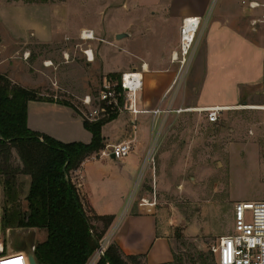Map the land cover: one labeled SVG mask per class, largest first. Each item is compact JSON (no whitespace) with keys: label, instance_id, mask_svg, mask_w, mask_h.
Masks as SVG:
<instances>
[{"label":"rangeland","instance_id":"obj_1","mask_svg":"<svg viewBox=\"0 0 264 264\" xmlns=\"http://www.w3.org/2000/svg\"><path fill=\"white\" fill-rule=\"evenodd\" d=\"M242 1H246V5ZM250 1L213 0L183 65L181 54L178 60H174L173 55L164 56L176 47L171 26L174 11L170 9L146 8L145 3L128 0H1L5 5H60L51 20L79 37L65 36L63 46L52 50L32 47L23 58L30 66L37 55L47 58L55 50L61 55L60 62L54 65L47 59L43 65L49 61L56 74L74 75L79 80L77 84L88 85L87 94L98 90L104 77L115 78L112 74L103 75L102 66L105 71L127 70L131 69L130 65L148 59L159 62L156 63L159 69H163L166 59L171 60L173 65L160 70L163 72L157 77L175 74V89L185 86L187 93L183 92V96L188 99L198 97L202 101L226 102L236 92L241 93L236 109L223 112L216 124L208 123L206 113H189L170 119L163 130L158 134L155 131L153 136L155 162L151 165L150 179L139 192L148 197L147 209L170 228L174 264H217L215 249L220 237L233 231L235 205L241 201L264 200V110L248 108L264 107L263 33L261 29L253 31L251 22L247 21L260 14L259 10L248 8ZM179 4L182 10L184 3ZM239 7L249 13V19L245 20L250 29L243 30L246 44L235 41L228 52L218 59L213 57L211 70L205 59L212 24L219 18L220 10L233 11ZM97 28L101 31L95 33V40L81 38L82 29ZM121 30L129 36L117 39L115 33ZM86 50L93 51V62L87 63ZM206 68L211 72L208 83L200 91ZM172 84H146V87ZM82 97H72L69 101L75 105ZM12 165H20L16 151H13ZM137 192L135 185L133 195ZM85 208L91 213L87 204ZM129 208L131 206L127 205L117 220L128 215ZM96 224L102 226L99 222ZM25 235L26 231L19 233L21 242H26ZM46 236V230H38L36 242H42ZM3 240L0 238L1 242ZM18 254L20 256L15 257L18 264L29 259L25 251ZM141 264H145L143 260Z\"/></svg>","mask_w":264,"mask_h":264},{"label":"crops","instance_id":"obj_2","mask_svg":"<svg viewBox=\"0 0 264 264\" xmlns=\"http://www.w3.org/2000/svg\"><path fill=\"white\" fill-rule=\"evenodd\" d=\"M128 1L145 3L147 5L146 8H166L172 10V12L174 11L171 18V26L175 35L176 47L170 53L164 54L165 58H171L176 53L179 55L180 32L184 19L200 17L203 20L213 0ZM180 2L184 3L182 10L179 9L181 6ZM123 4H126V2ZM58 8H60V5H5L0 0V74L7 76L13 84L29 90H35L41 96L42 99L30 101L27 106V125L31 131L47 135L65 144L76 142L89 144L92 141V134L84 126L85 119L72 107L61 103V101H69L72 97L84 96L87 94L86 86L88 85L77 84L79 80L74 75L67 77L62 73L56 74L54 69H51V66L43 65L47 59L53 61L54 65L60 62L61 55L59 56L55 50L47 58L40 54L37 55V59L33 60L30 66L28 61L23 58L24 54L27 57L32 47L52 50L63 46L65 36L79 37L72 35L63 27L60 28L59 25L51 20L52 15H55V10ZM233 11L228 8L220 10L219 18L213 22L210 29L211 40L214 39L215 42L209 41L205 64L211 70L213 57L218 59L228 52V49L234 47L235 41L238 44H244L246 41L243 30H245V27L246 29L249 28L247 21L251 22L250 20H245L247 17L249 19L248 10L239 7ZM90 30L94 33H100L101 31L100 28ZM124 32L126 31H118L115 36ZM156 63L159 62L148 59L142 60L140 64L130 65L131 69L127 70L110 69L105 71L103 66L101 70L103 75H120L130 70H141L142 65H146L145 88L141 93L140 105L144 110L151 111L160 105L164 92L174 82L175 78V74L171 77H168L169 75L157 77L158 74L163 72L160 70H167L171 67V64L173 65L171 60H165L163 69H159L160 67ZM210 72L206 68L205 77L200 83V91L208 83ZM164 78H166V81H164ZM55 82L57 84H54ZM146 84L169 85L147 89ZM184 84L188 83L185 82ZM183 92L187 93V88L185 86L184 89L179 87L175 106L177 108L197 109V111L184 114H202L201 111H198L199 109L212 107L229 108L226 111H231L236 109L241 100V93L239 92H236L232 99L226 102L202 101L198 97L191 100L183 96ZM179 116L172 114L167 121ZM153 119V115L150 113L141 114L137 118L121 115L106 124L102 129L106 144L116 145L133 141V151L120 160L113 158L98 159L97 155H93L77 171L72 173V180L75 185H80L78 188L79 195L84 205L87 204L93 214L115 217L107 234L111 236V244L117 245L126 257L143 256L145 264H170L174 261L170 228L166 223L161 222L155 213L147 209L149 205L142 203L141 200L143 198L148 199V197L139 192L140 190L142 191L143 184L147 179H150L151 174V167L144 169V162L147 152L152 146L153 136L156 131ZM19 181L23 184L22 209L26 211L28 207L26 197L30 190L31 179L29 176L22 175ZM135 185L138 187V192L134 196ZM127 205L131 206L129 208L130 213L124 218L121 216L117 220ZM3 206L4 195L0 185V219L3 213ZM25 231L27 235L24 236L23 240H26V242H21L18 238L19 233ZM37 231V229L31 228H15L4 232L0 220V238L3 240L4 236L6 239V243L4 244L5 240H3V244L8 255L18 254L23 251L26 243L31 238L35 240V245L41 243L36 242ZM28 262L29 259L22 262V264ZM6 264L18 263L14 257L8 259Z\"/></svg>","mask_w":264,"mask_h":264},{"label":"trees","instance_id":"obj_3","mask_svg":"<svg viewBox=\"0 0 264 264\" xmlns=\"http://www.w3.org/2000/svg\"><path fill=\"white\" fill-rule=\"evenodd\" d=\"M38 95L0 74V185L4 195L1 227L4 232L15 228L46 230V240L34 248L38 264H88L115 217L87 212L72 173L106 147L102 129L117 117L98 122L85 120L84 126L92 134L91 143L65 144L28 128L27 106L30 101L42 99ZM61 103L76 111L69 101ZM13 151L20 161L18 167L12 165ZM22 175L31 179L26 211L21 201L23 184L18 178ZM143 259L126 257L117 245L111 244L97 264H141ZM174 263L175 257L170 264Z\"/></svg>","mask_w":264,"mask_h":264},{"label":"built area","instance_id":"obj_4","mask_svg":"<svg viewBox=\"0 0 264 264\" xmlns=\"http://www.w3.org/2000/svg\"><path fill=\"white\" fill-rule=\"evenodd\" d=\"M246 5V1L242 2ZM248 8L251 10H259L258 17L251 20V28L253 31L261 29L263 33V55H264V0L258 2L250 1ZM197 32L202 24V19L196 17ZM183 21V27L185 21ZM94 33V32H93ZM92 33V34H93ZM184 30L182 31V34ZM95 35V34H94ZM84 34L81 38L84 40ZM189 50H185L180 45V54L185 57ZM84 52L88 62L90 57ZM146 65H142L141 70H130L120 74L119 78L104 77L101 86L95 92L88 93L82 98H78V104L74 107L77 113L85 120L90 122H98L100 120L110 119L111 117H119L121 115L137 118L141 114L150 113L153 115V124L156 133L163 130L170 115H181L188 112L197 111L195 108L176 107L177 90L175 80L173 84L164 92L160 105L147 111L141 107V93L145 88V72ZM202 113H206L209 123H218L221 115L225 112L224 107H212L199 109ZM158 134V133H157ZM156 144L153 141L152 146L147 152L144 169L151 167L155 162ZM133 141L123 142L116 145L107 144L106 147L97 155L98 159L113 158L120 160L127 157L133 151ZM80 185H76L77 189ZM142 203L149 205V201L142 200ZM234 225L232 233L220 237L218 240L215 253L217 256V264H264V200L253 202H238L234 207ZM111 245V236L107 234L100 242L94 255L88 264H97V262L105 256V253ZM0 264L4 260L11 259L20 254L6 255L3 241H0ZM28 264V263H25Z\"/></svg>","mask_w":264,"mask_h":264},{"label":"bare ground","instance_id":"obj_5","mask_svg":"<svg viewBox=\"0 0 264 264\" xmlns=\"http://www.w3.org/2000/svg\"><path fill=\"white\" fill-rule=\"evenodd\" d=\"M187 20L185 21V25L184 27L182 26L181 28V32H180V45H182V41H183V46L185 48V50L191 49L192 45L195 41L196 38V34H197V22H199L198 19H196V17H188L186 18ZM184 30V33L182 34V31ZM84 34V40H95V33H93L92 30H88L85 29L82 31ZM93 33V34H92ZM190 52V50H189ZM189 52L187 54H189ZM89 57H90V61H94L95 60V56L92 50H88L87 51ZM176 53V52H174ZM173 53V54H174ZM180 54V53H179ZM179 56L177 53L175 55H173V59L174 60H178ZM182 56V55H181ZM186 56L182 58V64L185 65L186 63ZM184 59V60H183ZM46 66H52V64L50 62L46 63ZM251 109H258V110H264V107H248ZM229 110V108H225V110Z\"/></svg>","mask_w":264,"mask_h":264},{"label":"water","instance_id":"obj_6","mask_svg":"<svg viewBox=\"0 0 264 264\" xmlns=\"http://www.w3.org/2000/svg\"><path fill=\"white\" fill-rule=\"evenodd\" d=\"M127 36H128V34H126V33L119 34V35H117V39H123ZM64 171H66V167L64 168ZM27 243H28V246H27ZM27 243H26L25 247L23 248V251H25L28 254L30 264H38L36 259H35V256H34L35 240L33 238H31V240Z\"/></svg>","mask_w":264,"mask_h":264}]
</instances>
